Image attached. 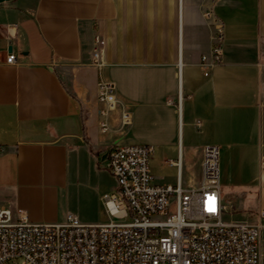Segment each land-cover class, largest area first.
<instances>
[{"label":"crops","instance_id":"1","mask_svg":"<svg viewBox=\"0 0 264 264\" xmlns=\"http://www.w3.org/2000/svg\"><path fill=\"white\" fill-rule=\"evenodd\" d=\"M216 20L223 56L211 67ZM96 34L104 39L101 65ZM103 79L117 95L107 133L99 127ZM116 143L152 146L160 184L176 183L177 159L183 165L187 154L185 186L199 183L205 145L220 155L230 150L232 184L257 217L264 210V0L1 2L0 208L23 210L33 222L64 221L58 207L72 180L85 166L106 168Z\"/></svg>","mask_w":264,"mask_h":264},{"label":"built area","instance_id":"2","mask_svg":"<svg viewBox=\"0 0 264 264\" xmlns=\"http://www.w3.org/2000/svg\"><path fill=\"white\" fill-rule=\"evenodd\" d=\"M215 25L211 67L223 56V24L216 20ZM94 39V62L101 65L104 39L99 34ZM207 59L203 55L201 63L206 76ZM15 61L16 54L10 52L7 62ZM97 90L99 127L107 133L116 86L103 79ZM121 121L130 125L129 110ZM152 154V146L140 143H116L107 151L105 166L117 187L101 196L105 222L86 223L73 213L62 222H33L23 210L16 214L1 207L0 264H264V210L253 220L229 216L234 206L222 192L217 145L202 148L201 177L195 186L184 184L181 155L176 183H157Z\"/></svg>","mask_w":264,"mask_h":264},{"label":"rangeland","instance_id":"3","mask_svg":"<svg viewBox=\"0 0 264 264\" xmlns=\"http://www.w3.org/2000/svg\"><path fill=\"white\" fill-rule=\"evenodd\" d=\"M230 153V150L223 149L220 155V169L222 172L225 171V174L221 176L222 192L226 202L234 206V211L229 216L236 219L253 220L256 218L255 212L245 203L241 189L232 184L233 164ZM191 163L192 161H189L186 154L183 163L185 185H187L189 177L192 176ZM115 186L117 187L116 179L107 168L90 169L85 166L66 190L65 198L62 199L58 207V214L66 219L69 213H73L85 222L107 220L108 216L103 207L101 196L106 191L116 188ZM171 210H175L174 201L171 202Z\"/></svg>","mask_w":264,"mask_h":264},{"label":"water","instance_id":"4","mask_svg":"<svg viewBox=\"0 0 264 264\" xmlns=\"http://www.w3.org/2000/svg\"><path fill=\"white\" fill-rule=\"evenodd\" d=\"M5 1H9V0H0V3H1V2H5Z\"/></svg>","mask_w":264,"mask_h":264}]
</instances>
